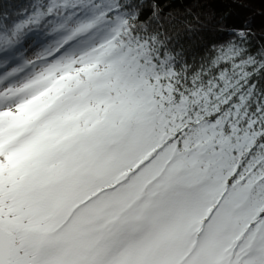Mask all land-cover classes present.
<instances>
[{
	"label": "snow or ice",
	"instance_id": "obj_1",
	"mask_svg": "<svg viewBox=\"0 0 264 264\" xmlns=\"http://www.w3.org/2000/svg\"><path fill=\"white\" fill-rule=\"evenodd\" d=\"M162 11L0 12V264H264V32L193 65Z\"/></svg>",
	"mask_w": 264,
	"mask_h": 264
},
{
	"label": "trees",
	"instance_id": "obj_2",
	"mask_svg": "<svg viewBox=\"0 0 264 264\" xmlns=\"http://www.w3.org/2000/svg\"><path fill=\"white\" fill-rule=\"evenodd\" d=\"M145 2L150 5L157 0ZM26 3L27 0H0V12L6 8L15 11ZM158 3L163 9L161 16L176 50H182L193 65H198L201 58L208 54L213 42L228 39L226 31L218 30L221 27H240L243 21L249 20L258 38L264 32V4L259 2L251 8L240 7L226 0H158ZM150 14L151 8L146 7L143 15L147 17ZM196 17H199V23Z\"/></svg>",
	"mask_w": 264,
	"mask_h": 264
}]
</instances>
